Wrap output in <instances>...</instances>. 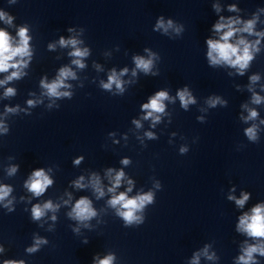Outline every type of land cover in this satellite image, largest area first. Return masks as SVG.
Instances as JSON below:
<instances>
[{
    "label": "clouds",
    "instance_id": "obj_1",
    "mask_svg": "<svg viewBox=\"0 0 264 264\" xmlns=\"http://www.w3.org/2000/svg\"><path fill=\"white\" fill-rule=\"evenodd\" d=\"M213 7H217L213 5ZM217 10H219L217 8ZM236 6L230 5L229 11H235ZM0 20H4L5 23L11 24L12 17L7 16L4 12H0ZM242 22L239 18H225L221 16L219 20L212 26V29L215 33L218 34V39H207L206 44L208 47L207 51V58L211 65H220L226 64L230 67L236 68L239 74L243 75L244 70L249 67L250 61L253 60V53L258 52L259 48L258 45L260 40L257 39L254 42H249L244 39L242 36L239 39H236L235 42L232 41V38L237 33H248L249 35L255 34L257 37L264 36V33L255 32L254 33V26L256 23V18L254 17L251 20L243 22L242 27H237ZM172 27V22L168 21V24L165 25L163 20L161 19L157 23V28H163L165 32H167L168 28ZM177 32L180 29H176ZM27 28L21 27L18 30V43L14 46L12 43V37L3 29H0V73H6L11 71L10 75H8L4 80H0V85L7 83L13 79H19L23 73V69L27 67L28 61L25 60V57L31 58V52L29 49V39L30 37L27 34ZM61 46H72L74 49L69 55L76 57L72 62L73 64L77 65L80 68H83L85 65L82 62V58L88 56V49H80L77 46L79 43L76 39H67L65 40L61 37L59 41ZM49 47H53L50 45ZM19 58V59H17ZM134 62L137 69L142 70L144 73H149L152 67V61L150 59L146 60L143 57L136 56L134 57ZM127 69H123L119 76L124 75L127 73ZM136 72L133 70V75ZM119 76L115 72L108 76L107 83L102 82V87L104 89H111L113 85L116 88L123 92L122 81L120 80ZM68 78H75V73L68 67L61 68L59 70L58 76L55 80L51 83L46 82L45 79L41 80V87L46 89V94L49 97H62V96H70L71 94L68 92H61L60 89L63 87H68L64 83V81ZM252 82H255L259 79L258 76H252ZM15 95V90L13 88H7L5 91V96H12ZM177 96L181 102V105L186 109L189 104L195 103L193 96L190 94L187 88L182 90H178ZM168 93L166 91H158L153 96L149 97L147 103H144L141 107L142 110L146 112V115L143 117L144 119L151 118L154 122H158L160 120V116L156 115L157 113H163L165 110V105L163 103L164 100L168 99ZM262 98L259 95L253 94L252 102L255 104L261 103ZM33 101L29 100L28 104L31 106L33 105ZM218 103H223L219 97L212 98L209 100V104L211 106H215ZM8 112L16 111V109L8 108L6 109ZM258 113L255 110H249V115L247 119H255ZM137 127H140L139 121H134ZM264 123V121H262ZM3 124H0V128H3ZM6 131V129H4ZM149 138L152 137V133H146ZM246 135L250 140L256 139V129L255 126L248 128L246 130ZM185 148H181V152H185ZM128 160L125 159L122 161L123 164H128ZM79 163V160L76 161ZM16 168L13 167L9 170V174L15 173ZM112 169L108 170L109 175L111 176ZM124 177L123 171L116 172L114 178H112V187L108 189L109 192H115V189L120 186L121 180ZM81 180L83 177L80 178ZM92 186L96 193L99 196L104 195L103 188L101 186L100 178L96 175H93L91 180ZM131 184V181H129ZM52 184V180L45 174L44 169H38L33 171L31 177L26 182L25 186L28 188L30 192H32L35 196L39 197L42 195L48 186ZM77 187H83L80 181L76 182ZM11 188L8 186H0V201H3L11 192ZM131 191V188L128 189ZM250 194L249 193H241V197L237 199L235 196H229L230 200H234L236 205L240 208H243L246 201H248ZM153 202V194L151 192L137 195L134 198H128L127 194L122 192L118 195H114L110 200L109 204L112 207H116L117 205L120 206L123 211L118 209V214L123 217L126 224L131 225L133 222H139L140 217L136 216L135 213L138 210L143 209L146 204H150ZM11 201H9V204ZM6 207L8 205H5ZM11 211V209H9ZM47 210L55 211V206L52 204L51 201L44 203L42 206L37 204L32 208V219L39 220L41 217L45 215ZM74 219L84 221L88 220L91 217L95 216L96 213L91 206V202L86 197L80 198L72 209V212L69 213ZM55 219V217H53ZM237 231L246 233L249 237L259 238L264 241V204H257L251 209V214L244 213L239 218V223L237 225ZM43 243H46L45 240L37 238L33 247L27 249L28 252H35L39 246ZM3 251V248H0V252ZM205 254H207V250L205 249ZM254 254H259L264 256V242L248 245L243 249V254L238 258V264H255ZM212 259V256L208 257ZM114 260V256L108 255L102 260H98L93 262V264H112ZM3 264H24L21 261L15 260H5ZM193 264H196L195 260Z\"/></svg>",
    "mask_w": 264,
    "mask_h": 264
}]
</instances>
